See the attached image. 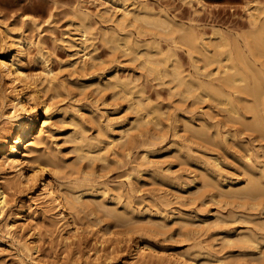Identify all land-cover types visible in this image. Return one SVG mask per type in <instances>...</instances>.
I'll return each instance as SVG.
<instances>
[{
    "label": "rangeland",
    "instance_id": "rangeland-1",
    "mask_svg": "<svg viewBox=\"0 0 264 264\" xmlns=\"http://www.w3.org/2000/svg\"><path fill=\"white\" fill-rule=\"evenodd\" d=\"M135 7L136 10L141 8V11L145 10L147 13L160 12L162 16L167 14L177 23L183 24L185 31H198L206 40L211 38L216 41L222 33L229 40L240 36L238 40L242 43V37L252 31L250 14L259 13L258 9L263 10L264 0H0V53L6 50L11 40L21 37L24 47L18 55L20 65L25 73L40 82L37 84L35 80L26 91L30 94L29 98L31 96L30 117L34 135L42 126L44 131L41 142L36 147L37 154L46 148L53 155L51 158L54 163L48 165L44 178L53 183L60 198L78 195V183L89 184L91 186L85 187L86 190H80V196L82 200L93 202L90 209L78 211L77 208L66 214L68 223L62 226L63 221L56 216V209L38 198L40 183L33 188L25 179L14 183L7 190L8 204L0 213V264H132L136 244L142 246L145 243L152 251L151 257H145V261L143 259L139 264H179L178 258L185 257L196 258L200 264H264V196L260 199H245L244 194L235 196L230 192L225 193L226 188L246 183L248 176L241 171V166L246 167L245 162H255L250 171L254 177L264 180V136L249 130L238 119L241 116L246 122H252V112H247L244 106L238 104L237 118L232 110H228V106L223 107L208 97L204 98L205 92L194 91L198 95L203 94L204 99L194 92L193 97L192 93L191 96L186 93L178 94L180 89L176 88V91L174 83L170 85L162 79L161 84L160 79L148 77L140 66L142 56L133 59L123 45L120 50L113 51L111 44L104 41L103 31L108 30V34L114 31L121 39L130 34L131 39L139 41L142 46L137 50L144 49L143 44L147 40L152 43L155 39L160 41L158 47L162 51L169 46L173 47L172 51L176 52L185 71L193 73L192 61L186 50L188 42L183 43L184 40L180 41L178 38L176 43L170 40L172 34L178 36L180 32L175 31L166 36L158 27L143 20L135 21L137 25L127 22L126 28V24L120 25V28L116 26L120 13L125 8ZM104 9L111 12V18H107L108 12L102 13ZM80 10L90 15L81 17ZM261 12L259 17L264 16ZM82 21L92 25L87 34L85 51L90 54L92 52L91 55L98 58L94 61L95 68L88 67V62L83 61L84 56L81 60L83 51L78 50V46L79 49L81 47L80 41L77 39L76 44L71 46L67 40L73 35L74 38L79 37L80 32L76 27ZM5 30L9 31L12 38ZM138 30L143 31L140 32L143 34L138 33ZM16 47L15 44L10 47L12 55L16 53ZM192 52L194 55L195 51ZM194 56L197 58V53ZM263 57L260 56L261 60L255 59L259 62L255 61L258 66H264ZM77 60H81L78 64L84 63L90 70H73L70 67L71 61ZM48 67L53 75L56 72L57 76L54 77L62 84V89L59 88L58 92L44 86L46 82L42 79ZM115 73L121 78L129 75L137 86H141V98L152 108L150 112L135 109L134 102L140 94L134 92L131 97L127 95L132 98L129 101L126 95L115 94L118 89L111 86L107 88L108 78ZM94 78L98 80L91 82ZM7 82L0 75L2 94H5ZM40 85L43 86L42 89ZM35 90L37 92H33ZM243 98L249 100L245 103L254 105L252 97ZM40 101L50 102L49 117H45ZM263 107L264 105L258 107L260 112L257 114L264 118ZM7 111L8 109L0 106V127L5 124L1 113ZM137 118L141 119L139 123ZM233 120L237 122L234 123ZM97 122L101 125L98 126ZM215 123L219 128L218 133L215 132ZM189 124L199 128V136H194L199 134L197 130L194 131L197 134H191L193 131ZM120 128L128 129L124 132L125 135H120ZM75 130L76 133L82 130L86 137H90L89 149L93 154L102 147L103 155L93 159H79L78 152L73 149L74 142L70 139V136L76 134ZM203 132L204 137L201 134ZM108 133L116 136V141L112 144H108ZM2 154L0 153V160ZM35 154L36 152L30 155L32 162L23 164L24 175L30 173V167L46 162L47 158L36 159ZM206 164L219 169L220 174L217 172L216 180L223 191L207 184L209 177L207 179L204 175ZM13 174L10 171L7 177L14 179ZM221 174L223 178H218ZM86 177L88 178L85 179ZM39 181L41 179L38 178ZM101 202L103 206L106 205L104 208L100 205ZM110 208L120 213L130 212L133 218L121 220L119 216L109 213ZM74 227L77 228V233ZM72 233L75 235L67 239ZM241 234L256 236L260 241L253 247L244 248L236 241ZM102 237L106 240L101 243ZM24 241L36 249L31 257L23 250Z\"/></svg>",
    "mask_w": 264,
    "mask_h": 264
},
{
    "label": "bare ground",
    "instance_id": "bare-ground-1",
    "mask_svg": "<svg viewBox=\"0 0 264 264\" xmlns=\"http://www.w3.org/2000/svg\"><path fill=\"white\" fill-rule=\"evenodd\" d=\"M140 9L141 8H139V10H136V7L134 9H128V8L126 9L125 8L120 13V18L119 19L117 18V20H116L117 21L116 22L117 25L116 26H118V28H120L119 27L120 25H124L127 22L135 23V21L143 20V21L149 23L150 25H152L153 27H158L157 29L162 30L161 31L162 34L164 32L166 36H167L168 33L169 34H172L175 31L176 32H180L178 36H174L172 34L171 37H170L171 39L170 38L169 39L173 43H176L177 38L180 39V41H181V39H182V41L184 40L183 43L185 41L188 42V43L187 42L186 43H187V45L189 44L188 45L189 46V49H188V46L187 47L185 46V47L187 48L186 49L187 50V54H188L187 56L192 61L191 64H192V67L194 68L193 73L190 72V71H185L186 69L183 68L182 62L175 55L176 52H173L172 51L173 50V47L169 46L165 51H162V49H160L158 47L159 46L158 45V42H160V41L157 42L155 39H154V41L152 43H149L148 40L147 41L145 40L147 43H144V44L142 43L143 46H144V49L137 50V48L139 46H141L139 44L140 42L139 41H134V39H131L132 36L130 34L124 35L123 38L121 39V37H120L119 34L115 33L114 31H112V33L110 32V34H108V32H107L108 30H107L105 32L104 31L102 32L103 33L102 35L104 36V41L106 42V44L107 43L108 44L110 43L113 51L116 50V49L121 48L122 45L123 46H126V48L124 47L125 49L124 48L123 49L125 51L128 50L130 52V54H132L133 59H137L138 57H141L142 56L141 57L142 60L140 62V66H142L144 68V70L147 73L148 77L150 76V77H153V78L158 79V80L160 79L159 80L160 81L159 83H161V84H163V82L161 81L162 79H163V81L166 80L165 83L168 82V83H170V85L172 83H174V85L172 84L173 87H174V89L176 91H177L176 88H179L180 89V92H177L178 94L181 93V95H185L183 93H186V95L189 94L188 96H191L192 95L191 97H193V93L192 92H194V91L196 92V90L202 91L201 93H204L205 92L204 98H207L208 97L210 100H213V102L214 101L217 102V105L218 104H220V105L222 104L223 107L224 106H228L229 107L228 110H232L234 112V115H236V114L239 113L238 112V104L244 106L245 109H247V112L248 111H250V113L252 112L251 115L254 116V120L252 119L251 120L252 122H250V121L249 122H246L245 121V118H243L241 116H238L239 117L238 118L237 115H236L235 117H237L240 120V122L242 123V125L245 124L246 127L249 128V130H251V131L254 130L255 132L257 131L256 133H261L264 136V118L263 117H260L257 114V112H260V111H258V107L260 105L261 106L264 105V69H263L264 66L262 64H261V66H260V64L258 66L257 63H259V62L255 60L257 58H259L261 60L260 56H264V16L259 17V16H261V15H259V13L261 11L264 13V9L263 10L258 9V10H260L259 13H256V14L251 13L250 14V18H251L250 25L252 26V31L248 35L245 32L246 35H244L242 37L243 38L242 40L244 42V43L243 42L242 43L244 45H242V43H240L239 40H238V38L240 36L237 35L238 38L237 37H231V40H229V38L225 37V35H223L222 33L219 35V38L218 39L215 38L216 41H213L211 38L207 39L208 40L207 41L206 39L203 38V35L197 33L198 31L196 33L193 30H189V29H188V31H185V28H184L183 24L177 23L173 18L169 17L167 14L166 15L164 14L162 16V13L160 14V12H158L159 14H157L155 12H148L147 13V12H145V10L144 11H141ZM78 12L76 13L77 15H78ZM100 12H101V10H100ZM107 12H108L107 9L102 10V13H104V14L107 13ZM262 12H261V14H262ZM108 13L109 14H108L107 18H111L112 17L111 16V12H108ZM79 14H81V17L84 16V18H85V16L88 15L89 13L86 14V12H85V14H84L83 11L81 12V10H80V13ZM78 18L80 19V17H78ZM83 21H82L81 24L79 23V25L77 23L76 29L80 32L79 33V37L78 38H74V35H73V37L72 36L71 37H68L67 40L71 44V46H74L76 44L75 41L77 39L80 41V44H81L80 46L81 47L79 49V46H78V50L83 51V52L80 51L82 53V55H80L81 56V60H82V57L84 56L83 61L85 63L88 62L87 63L89 65L88 67L89 68H92L95 65L94 61L96 59H98V58H96L94 55H91L92 52L90 54L89 52L85 51L86 50V47H87L86 46V42L88 40L87 34L90 33L89 31H90V29H91L90 27H92V25H90L89 23H83ZM145 22H144V24H145ZM138 24H139V22H138ZM144 24H142V25H144ZM127 26H128V24H126L125 28ZM145 27H147V25ZM144 29H146V28H144ZM191 29H192V27H191ZM122 30H124V29H122ZM139 30H141V29H139ZM139 30H138V33L143 32V31H140L139 32ZM194 30H196V29H194ZM5 31H6V34L12 38V36L9 33V31H7V30H5ZM216 31H219V30L217 29ZM140 34H143V33H140ZM21 39L22 38L20 37L18 40L16 39L17 41L16 40H11V44L8 45V47L6 46L7 47L6 50H4L2 53H0V75L3 76L4 78H6L7 81H8L7 84H6L7 87H5L6 90L4 89L5 90V94H2L1 89H0V106L2 108L8 109L7 112H2L1 113V117H3L5 124L0 127V153H3L1 155V160H0V179L3 180V181H0V213L4 210V208L8 204V193H7V190L12 185H14V183H16V182H19L20 183L22 181L21 179H25V181L28 182L29 185H32V188L36 184H39L40 183V192L37 195L38 198L41 199L44 204L45 203L46 204H50L53 208L56 209L55 214H56V216L60 217L59 220L60 221H63L61 225L64 226V225H67V223H68L67 222V216H66V214L68 215V213H71L75 209L77 210V208H78V211H80V210L81 211H84L85 209L87 210V208L88 209L91 208L92 203H93V202H91L92 200L91 201L82 200L81 199V196H80V193H81L80 190L81 189H85V187L88 188L91 185L85 184V183H78V187H77L78 188V193L80 192L78 195L73 194L71 196H65V197H61L60 198V194H58V191L56 190L57 188L55 189V187L52 185L53 183H51L49 180H46L44 178V176H45V174L47 173V170H48L47 167H49L48 165L54 163L52 161V158H51V156L53 157V155H52V152L51 151H50L51 154H50V152H48L49 151L48 149H47V151L45 150L46 149L45 146H44L45 149L43 148L44 151L41 150L37 154L38 148H36V147H37V144L39 142H41L40 139H41L42 134H43L44 131H43V126H42L38 130L37 134L34 135L33 125H32V121H31V117H30V114H31L30 112L31 111H30V100L29 99H31V96L29 98V95L30 94H28L26 90L28 89V87L31 84H33L35 82L36 79L33 78L32 76H29L27 73H25L24 70H23V68H22V66L20 65L19 56L18 55L20 53H22V50H23V47H24L23 46L24 40H21ZM135 39L137 40V38H135ZM0 40H1V38H0ZM122 41H123V43H120ZM207 42H210L211 43V44L208 43L209 45H211V47H209V45L207 44ZM12 44H15L17 46L16 49H15V52L16 53L13 54V55H12V53L10 51V47H12ZM0 49H1V46H0ZM174 51H176V50L174 49ZM192 51H195L194 52V55H195V53H197V55H198L197 58H195V56L193 55V52ZM76 53L78 54V52H76ZM88 54H90L89 57H87ZM251 57L253 59H251ZM81 60H77V61H74V62L71 61V64L69 63L70 64V67L73 70H75V71L80 70V71H83L84 72V70H86V68H87L86 67L87 65L85 66L84 63L83 64H78ZM97 64H98V62H97ZM89 70L90 69H88V71ZM46 71L47 72H46L45 76L43 75L44 78L43 79L40 78L42 80L45 79V82L46 83H44V84H46V85H44V84L43 85L45 87H47V89L49 88L52 91L53 90L57 91L59 88L62 87V84L58 81V79L56 81V77H54V76H57V75H55L56 72L53 75L52 72H51V70L49 69V67H48V70H46ZM128 76H126L125 78H121L122 76L120 77L118 73H117V75L115 73V74H113V76H111L110 78H108V81H109V84L110 85L107 84L108 86L107 85H105V86H107V88L110 87V86L112 88H116L115 90L118 89L115 92V94L116 93H120L118 95H121V96H125L126 95L125 97H127V98H128V96L129 97L133 96L134 92L140 94L137 97V99L135 100L136 102H134L135 103V109L138 110V111L139 110L141 111V109H145L146 110V113L150 112L152 110V108H149L148 107L149 105L146 104L147 102H145V100H143L141 98V94H142V88H141V86L140 87L137 86V84L134 82L135 80L132 81V79H130V77H128ZM139 76H138V78H139ZM202 76H203V78H202ZM96 79L97 78L92 79L91 82H94ZM137 82H139V81H137ZM36 83L39 84L40 82L38 83L37 80H36ZM34 85H32V86H34ZM100 86H101V84H100ZM226 86H228L229 88L226 87ZM41 87H43V86L40 85V88ZM135 87L137 88V90H135ZM103 88H104V85H102V89ZM226 88L229 89V90H227ZM169 90H172V89L170 88ZM97 91H99V90H97ZM33 92H37V90H35ZM171 93H172V91H171ZM201 93H199L200 95H198L197 93H195V94L198 95V96H200V98H201L203 96V94L201 95ZM36 94L38 95V93H36ZM196 95H194V96H196ZM239 95H243V97H248V98L249 97H252V100L254 101V105H252L250 103H245L246 100H244V98L242 96H239ZM204 98L202 97V99H204ZM128 99H129V101L132 100V98L131 99L128 98ZM44 101L43 102L40 101L41 102L40 104H41L42 111H43L45 117H47L48 114H49V110L51 108L50 107L51 104H49L50 102H47L48 103L47 104ZM207 101H208V99H207ZM248 101L249 100H247L246 102H248ZM242 102L245 103V104L243 105ZM31 109H32V107H31ZM241 109H243V108H241ZM260 109H262V108H260ZM263 110H264V107H263L262 111ZM154 111H156V110H154ZM158 112H159V110H158ZM245 113H246V111H245ZM228 114H230V113H228ZM140 115L142 116V114H140ZM157 119H159V118H157ZM139 120L141 121V119H138V123H139ZM143 120H142V122H143ZM233 121H234V123L237 122V121L235 122V120H233ZM105 122H106V120H105ZM98 124H99L98 126L101 125L100 123H98ZM102 125H105V124H102ZM107 125L108 126H111L110 123H108ZM148 125H151V124H148ZM189 125L191 126L190 127V130L192 129L191 131H193V132L196 131L197 129H199V128H197V129L194 128V126H192V124H189ZM215 125H216L215 127H217V124L216 123H215ZM235 125H237V124H234V126ZM239 125H237V126H239ZM140 126H141V124H140ZM246 127H243V129H245ZM104 129H105V126H104ZM146 129H147V127H146ZM216 129H217V131H215V132L218 133V129L219 128L217 127ZM119 130H118V132H120V135H122V134L125 135V133L128 131L127 128H125V129L124 128H122V129L120 128ZM201 131H203V130H201ZM111 132H113V131L111 130ZM116 132L117 131H115V133ZM193 132H191V134H197L196 132H198V130L196 132H194V133ZM74 133H76V130H75ZM141 133H143V132H141ZM198 133L199 134L194 135V136H199L200 135V132H198ZM204 133L205 132L201 133L202 136L204 135ZM223 133L224 132H222V134ZM103 135H104V133H103ZM86 136L83 134V131L82 130L81 131H78V133H76L74 136H70V137H72L70 139L74 142V144H73L74 145V147H73L74 151H76V153L78 152L79 159H81V158L93 159V158L99 157V155L102 153V149L103 148L102 147L99 148L93 154L91 152L92 150L89 149L91 147V144H90V141H89V138L90 137L88 136L89 137L88 138ZM226 136H227V134H226ZM108 137H109L108 144H112V143H114L116 141V138H115L116 136H114V134L108 133ZM206 137H208V136H206ZM119 138L117 140H119ZM121 138H123V137H121ZM125 139H127V138H125ZM205 139H207V138H205ZM212 139H213V137H211L210 140H212ZM99 140H101V139H99ZM214 140H216V139H214ZM216 143H218V142H216ZM219 144H221V143H219ZM150 145H152V144H150ZM41 146H42V144H41ZM94 147H95V145H94ZM35 152H36V154H35L36 156L35 155L34 156H35L36 159H38L39 157L41 159V157H42V158H47V160H46V162L42 163V165L38 164V165H35L36 167L33 166L34 168L33 167L32 168L30 167L29 168L30 173H28L27 175H24L23 174V169H24L25 166H23V164L28 163L30 161V157H31L30 155L32 153H35ZM101 155H103V154H101ZM143 156H144V154H143ZM146 157H147V155H146ZM144 158H145V156H144ZM249 158H247L246 161H248ZM146 161H147V159H146ZM212 161H215V160H212ZM30 162H32V161H30ZM248 162L250 164L245 162L246 167L245 166L243 167V166L240 165L241 166V169H242L241 171H243L244 173H246L247 176H248V179L246 180V183H243L241 186H236L235 188H231V187H229L228 189L226 188L225 193L226 192L227 193L230 192L232 194H235V196L237 194H244L245 195V199L246 198H249V199H260V198H262L264 196V180H261L259 177H256V176L254 177V175L250 171V168H253L254 167V165H252V164L255 163V162H253V163H252V161L251 162L248 161ZM139 164H140V162H139ZM206 165H207V168H205L206 170L204 172V175L207 177V179L209 177V179H208L209 181H207V184L209 186H216L217 188H219V189H216V190L219 191L222 186H220L218 180H216V176L218 175V173L220 174V171H219V169L217 170L215 168V166L214 167H211L208 164H206ZM8 169L11 172L14 173L13 174L15 176L14 179H13V177H11V178L7 177L10 174V171H8ZM129 170H131V169H129ZM79 172H81V171L79 170ZM134 173H135V170H134ZM246 174H244V175H246ZM85 176H86V174H85ZM262 176H264V175H262ZM219 177H222L223 178L222 174H221V176H218V178ZM38 178L41 179V182L40 181L38 182ZM87 178L88 177H86L85 179H87ZM75 185H77V184H75ZM115 191H116V189H115ZM220 191H223V190H220ZM89 192L91 193V191H89ZM118 194L120 195V193H118ZM262 200H264V199H262ZM245 201H247V200H245ZM102 203L103 202H101L100 205H102ZM130 204H131V202H130ZM261 204H263V203H261ZM97 206H99V205H97ZM105 206H103V208ZM130 209H131L130 212H132V210H133L132 207ZM108 211L112 215L119 216L120 219L123 218V220L126 219V218H130V219H131V217L133 218V216H131L130 212L127 213V212L122 211V213H120V212H117L116 210H111V208ZM128 211H129V209H128ZM126 222H128V221H126ZM130 222H131V220H130ZM119 223H121V222H119ZM74 231H75V233H77V228L76 227H74ZM146 231H147V229H146ZM75 233L74 234L72 233L73 235L67 236V239H69L70 237L74 236ZM105 240L106 239H103V237H102L101 243L103 241H105ZM236 241H239L240 245L241 246H244V248H246V247H253V246H255L257 244V242L260 241V240H258V238L256 236H253V235H249V234L248 235H246V234H243L242 235L241 234L240 237H239V240H236ZM232 242H234V241H232ZM136 245H137L136 252H135V255H134L133 260H131L132 261L131 262L132 264H139L140 261H142L143 259L145 261V257H148V256L151 257V253H152L150 247L148 245H146V243L144 245H142V246H141V244H136ZM241 246H240V248H241ZM22 247H23V250L25 251V253L29 257L32 256L33 250L36 251V249L34 247H30L27 244L26 241H24L22 243ZM195 247H197V246H195ZM196 249H198V247ZM261 253H259V254H261ZM219 261H222V260H219ZM178 263L179 264H200V262L196 258H193V257H185V258H181V259L178 258ZM142 264H144V263H142Z\"/></svg>",
    "mask_w": 264,
    "mask_h": 264
}]
</instances>
